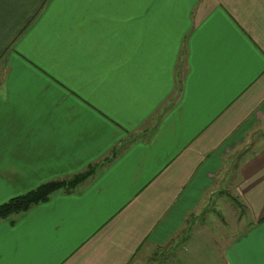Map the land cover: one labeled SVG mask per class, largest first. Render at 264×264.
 <instances>
[{"label": "crops", "instance_id": "1", "mask_svg": "<svg viewBox=\"0 0 264 264\" xmlns=\"http://www.w3.org/2000/svg\"><path fill=\"white\" fill-rule=\"evenodd\" d=\"M259 129L264 0H0V203L94 167L0 218V264H264ZM230 168L240 222L173 248Z\"/></svg>", "mask_w": 264, "mask_h": 264}, {"label": "rangeland", "instance_id": "2", "mask_svg": "<svg viewBox=\"0 0 264 264\" xmlns=\"http://www.w3.org/2000/svg\"><path fill=\"white\" fill-rule=\"evenodd\" d=\"M264 129H259L255 133L256 135L253 134L252 138L248 142V144L241 149L240 151L235 153V159L236 162H238V158L240 155L245 153L247 150H249L253 143L252 141L254 140L255 137H258V135H262ZM87 170V169H86ZM231 168L230 170L228 169V174L227 178L224 183L220 182L217 188L214 191V194H212L211 197L206 200L204 206L202 209L197 214H193L194 216L189 217L188 221H190V224L194 223V227L190 225V228L188 230H185L180 236L176 237L178 243L175 247L173 248H179L182 244L185 238L188 236V234L192 233L193 228H196L198 225H208L209 228L214 229L215 233H220L218 232L219 228H225V227H230V225L236 226L240 222V218L243 215L242 211L243 208H241L238 200L231 195V191L228 185V180L230 176L232 175ZM201 228V227H200ZM171 248L168 247V250ZM161 250V249H160ZM160 250H155L153 253L148 258V264H163L165 261L164 257L162 254L159 256ZM162 252V251H160Z\"/></svg>", "mask_w": 264, "mask_h": 264}, {"label": "trees", "instance_id": "3", "mask_svg": "<svg viewBox=\"0 0 264 264\" xmlns=\"http://www.w3.org/2000/svg\"><path fill=\"white\" fill-rule=\"evenodd\" d=\"M94 170L90 166L87 170L76 173L69 178L53 179L42 183L38 187L20 195H16L7 201L0 203V218L7 217L28 209L33 203L47 199L50 194L60 188L71 190L82 182Z\"/></svg>", "mask_w": 264, "mask_h": 264}]
</instances>
